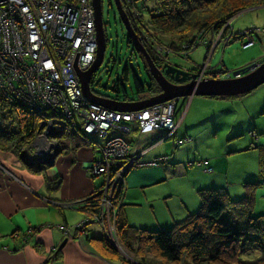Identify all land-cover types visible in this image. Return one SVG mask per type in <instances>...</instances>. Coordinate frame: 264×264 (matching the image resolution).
<instances>
[{
    "label": "rangeland",
    "instance_id": "374dc122",
    "mask_svg": "<svg viewBox=\"0 0 264 264\" xmlns=\"http://www.w3.org/2000/svg\"><path fill=\"white\" fill-rule=\"evenodd\" d=\"M65 1L70 2L75 0ZM120 2L124 8H129L124 5L123 1L120 0ZM137 2V0L132 2L134 11L132 10L131 15H125L129 25V19L137 25V30H133L130 25L131 30L139 44L152 60L155 67L160 71L164 65L170 64L178 67L183 72L188 73L189 76H194V78L189 81L177 83L173 79H170V76L164 75L169 82L174 85L183 86L187 83H200L207 79L228 80L233 78V73L236 71H241L252 65L259 67L264 63V6L252 7L243 10L228 20L222 19L217 22L214 21L209 26L192 31L193 36H187V34H185L186 37L184 34L175 37L167 36L158 41L148 36L147 32L143 31L141 28L144 27V20L147 21L149 17L158 13L156 0H146L145 6L138 5ZM146 11L149 12L146 13ZM144 13L146 14L143 17ZM102 20L107 37V47L105 49L103 62L93 77L94 82L90 91L94 96L104 98L106 100L124 102L123 100L127 99V102H137L138 97H136L135 93L131 90V70L141 81H147V76L144 70L143 61L139 56L140 54H132V48H129L126 44V30L120 21L113 0H102ZM230 29L233 34L250 29H257L260 32L256 34L252 33L255 43L251 47L244 48L242 44L246 42L247 38L233 39ZM228 36L232 38L231 41H225V38ZM171 42H174V44ZM157 49L162 52L166 51V55H159L157 53ZM215 50L216 52L214 54ZM154 59H157L158 61ZM127 63H129L128 67H130L131 70H129V81L125 82L122 78V72L127 66ZM117 81L122 84L124 92L121 90H119L118 93L113 92V85ZM159 94H161V90L152 95L147 94L145 96H141L139 97V101L147 100L148 98L158 96ZM207 98L222 97L204 98L192 96L189 99L187 97L179 98L177 100L172 99L161 104V106L171 105L173 113H176L178 117L182 114L187 102L190 99H194L193 107L189 109L181 129H179V132L177 131V138H175L176 131L175 133H172L171 138L173 139L169 140V135L171 134L170 130H156L162 132V136L160 138L161 140L159 142L161 143L166 141L159 148H157L156 151L159 149L164 150V155L149 162L152 163L155 161H161L168 166V168H173L175 170L170 172V180L145 188L146 195L154 200V206L152 209L150 206L142 204L136 207H127L129 224L141 227L144 226L143 228L170 229L174 223L183 221L186 216H183L184 211L181 209L178 197L175 194L180 192L179 194L186 195L189 187V181H194V183L202 182L203 189H218L221 187L226 190L232 201H238L243 197L244 190L241 185L242 183L259 182L261 180L260 172L264 170V150L258 148L259 146L257 145L256 140L259 137H264V132H260L261 130L264 131V113L261 112L259 114V111L263 109L260 105L264 101V84L251 92L249 95L237 98L233 106L228 109L226 105L213 103L210 101L211 99ZM251 103L252 105L250 107L249 104ZM7 108L8 109L2 112L0 107V121H5L6 124L11 122L14 123L16 121V117L13 114V110L9 107ZM79 110L83 111L84 109L80 108ZM105 110L114 112L113 110L107 108H105ZM100 111L102 112V110ZM37 114L40 117V121L42 119L40 116L41 113ZM177 122L179 125V121ZM13 123L11 124L12 127L15 126V123L14 125ZM131 126H136L139 134H142L137 125L131 124L128 132H119V135L123 136L129 134ZM38 129L39 128L36 130L34 138H36V135L38 134L37 132H40ZM65 130L69 131L71 128H66ZM65 130L62 131V134ZM125 130L126 129H124V131ZM71 131H73V129ZM73 133H75V131H73ZM62 134H58L56 139L51 138L56 143L49 142L50 147L55 146L50 151L51 153L58 150L57 146L60 143L66 144V136L59 139ZM185 134H189L191 139L183 138ZM252 134L255 135V137H253ZM77 136L79 140L84 142L80 133H78ZM167 136L168 139H166ZM129 138L130 137H126V140L131 141L128 140ZM142 138L143 137L139 139V144L142 145V147H145L148 142H144ZM95 139L97 140L96 143L100 142L98 137H95ZM122 139L126 145L129 146L128 142L123 137ZM227 140L229 141L226 142ZM33 141L34 139L32 142ZM171 143L181 145L173 148ZM84 144L85 142L83 145ZM251 146L253 148L250 149L249 147ZM83 147L87 146L85 145ZM28 148L29 146L23 148L20 154L23 157L22 159L25 160V164L28 165L27 168L34 163L36 164V159L31 162L29 159L31 156L34 157L37 155V152H32V149ZM93 151L95 152L94 158L96 162H98L100 159L99 153L96 149H93ZM142 151L146 152L145 149ZM57 155H60L59 150ZM120 157L123 159H119V161L123 162L125 166L130 165L129 160H137L136 158H138L133 156L130 157L129 150ZM138 161L140 163L143 162L139 158ZM167 163L169 164L167 165ZM207 164H209V166ZM162 166L131 169H158L162 168ZM209 167L213 169V172L212 170L211 172H207L208 169H211ZM121 172L122 170L120 169L115 172L117 177H115L116 180L120 178ZM88 174H90V169H88ZM93 178H97L98 181H101L102 176H93ZM123 178L124 177H122L121 182H119L120 188L121 186H124ZM260 185L261 186L258 187L255 192L254 210L252 211V214H250V217L254 218L264 216V184ZM118 191L119 188L117 185L112 195V202L110 203L112 208L114 207L116 210V214L112 215L113 222L115 223V227L112 230L114 243L110 245L118 256L122 257L131 264H138L134 259L133 253L130 252L122 242H120V239H118L116 222L119 218L118 213L122 198L121 193L117 195ZM188 192L190 194V190H188ZM185 195L184 199L186 198ZM138 201L143 203V200ZM83 202V207L88 206L85 204L86 201ZM180 212L182 214L181 216ZM88 217L89 216H85V218ZM248 218V213L243 208L239 207L227 209L219 221L221 223L220 225H223L226 228L245 230V228L242 227L249 224ZM173 221L176 222L172 223ZM89 227L97 228L101 233V236L106 239L103 232L99 228V225L96 223H87L83 228L78 229L80 230V233L83 232V234L81 233L82 235H85V232ZM169 229L163 231H168ZM246 238L248 240V245L241 252V258L246 261H254L261 256L259 246L260 243H262V239L264 240V235L261 238V236L257 235V233H251V236H247ZM149 258L151 260V264H161L157 262L154 263L155 260L153 257ZM110 260L119 261L118 259L112 258H110Z\"/></svg>",
    "mask_w": 264,
    "mask_h": 264
},
{
    "label": "built area",
    "instance_id": "2783aa9c",
    "mask_svg": "<svg viewBox=\"0 0 264 264\" xmlns=\"http://www.w3.org/2000/svg\"><path fill=\"white\" fill-rule=\"evenodd\" d=\"M121 1L129 7L126 9L131 15L134 0ZM137 1L139 5L146 0ZM92 4L93 0H0V97L32 113H41L40 132L29 145L32 152L52 150L50 143L54 140L51 138L56 139L60 129L65 127L76 129L75 133H80L84 142H92L100 159L89 166L90 176L103 178L98 192V211L86 214L89 217L76 226V231L82 236L83 232L81 234L78 228L96 223L113 244L115 223L112 215L116 210L110 203L116 186L120 188L119 182L131 168L164 165L161 161L140 163L136 158L125 166L119 159H123L120 156L128 152L129 146L119 132L126 133L130 125L135 124L142 134L158 129L170 130L171 140L178 122L171 105L160 104L139 112H111L83 96L79 75L89 71L97 52ZM230 32L235 40L247 38L242 44L247 48L255 43L252 33L260 31L250 29L233 34L230 29ZM231 40L229 36L225 38V41ZM157 53L166 55V51L159 49ZM80 108L84 110L80 111ZM95 137L100 142L96 143ZM179 145L173 143L172 147ZM119 169L122 172L116 180L115 172ZM58 229L65 231L62 226Z\"/></svg>",
    "mask_w": 264,
    "mask_h": 264
},
{
    "label": "crops",
    "instance_id": "0c3cea01",
    "mask_svg": "<svg viewBox=\"0 0 264 264\" xmlns=\"http://www.w3.org/2000/svg\"><path fill=\"white\" fill-rule=\"evenodd\" d=\"M215 52L216 50L214 54ZM249 94L207 99L219 105L224 104L228 109L233 106L237 98ZM193 102L194 99H190L178 117L176 113L174 114L175 120L179 121L175 138L189 109L193 107ZM249 105L251 107L252 103ZM260 106L263 109L259 111V114L264 113V101ZM125 136L130 137L128 140L131 141H127ZM161 136L160 131L139 134L137 127L131 126L130 133L122 137L129 144L130 157H138L143 162H149L164 155V150L156 151L166 142H159ZM252 136L255 137L253 134ZM141 137L144 142H148L147 145L150 144L142 147L139 144ZM183 138L191 139L189 134H185ZM256 141L258 148L264 150V137H259ZM157 144L159 145L156 146ZM85 145L88 148L68 147L66 153L57 155L49 165L40 164V166L36 162L35 165L30 164L28 168V165L25 163L23 165L15 155L0 153V264H123L120 261L105 258L95 246L96 244L91 242L92 239L102 237L97 228H87L85 235L82 236H78L76 232V225L86 216L82 202L96 193L103 183L102 178L98 181V177L92 178L88 174L89 166L96 160L92 142ZM60 148L61 146L58 145L59 151H61ZM144 149L146 152L142 151ZM29 160L34 161L32 156ZM40 170L42 173L38 174ZM174 170L164 164L158 169H131L126 173L119 210V217L123 223L146 231L169 229L143 228L144 226L129 224L127 207L142 204L152 209L154 200L146 195L145 188L170 180V172ZM211 170L213 172L212 168ZM260 176L261 180L256 182L259 184L258 187L264 184V170L260 172ZM188 190L186 195L179 194L180 192L175 194L184 211L183 216L186 217L199 211L201 202L198 193L205 189L202 182L189 181ZM223 190L226 192L225 189ZM138 200H143V203ZM174 222L176 221L172 223ZM60 226L64 227V232L58 229Z\"/></svg>",
    "mask_w": 264,
    "mask_h": 264
},
{
    "label": "trees",
    "instance_id": "16d2710c",
    "mask_svg": "<svg viewBox=\"0 0 264 264\" xmlns=\"http://www.w3.org/2000/svg\"><path fill=\"white\" fill-rule=\"evenodd\" d=\"M140 3L139 5L145 6L146 1ZM156 3L158 13L149 17L147 21L144 20V27L141 28L147 32L148 36L158 41L167 36L175 37L183 34L193 36L192 31L209 26L214 21L228 20L243 10L264 6V0H156ZM122 8L125 14L130 16L128 10L123 6ZM148 12L146 11V13ZM146 13L143 14V17ZM129 21L133 30H137V25L130 19ZM105 39L107 47L106 34ZM171 43L174 44V42ZM126 44L132 48V54L139 55L133 49L128 37H126ZM140 58L144 64L147 81H141L128 67L129 63L122 72L123 80L128 82L129 70H131V90L138 97V101L141 96L152 95L160 91L150 76L144 59L141 56ZM95 74L90 80V89ZM119 90L124 92L122 84L117 81L113 85V92L118 93ZM123 101L127 102L128 100L124 99ZM0 107L2 112L8 109L7 107L11 108L16 117L14 127L11 125L13 122L6 124L5 121H0V153L13 154L18 159L20 158L22 163H25L20 154L22 149L29 146L34 139L40 117L2 97H0ZM63 136H66V144H59L61 146L59 153H66L68 147L84 146L79 141L77 134L71 130H65L59 139ZM85 144L88 145V143ZM37 173L42 172L40 170ZM258 185L256 182L245 183L242 186L243 197L238 201H232L223 189L210 188L199 191L201 202L199 211L174 224L168 231H146L130 227L123 223L119 217L116 222L118 239L133 253L138 264H151L149 257H153L154 263L161 264H264L263 239L259 246L261 256L258 259L246 261L241 258V252L248 245L246 237L251 236V233H257L261 238L264 235V216L250 217L254 210L255 192ZM98 191L85 200L88 205L83 207L85 214L98 211L96 208ZM123 191L124 188L121 186L117 195L121 193L122 196ZM239 207L249 215V224L242 227L245 230L230 229L220 225L219 219L227 209ZM118 214L120 215V212ZM91 242L96 244L95 246L105 258L118 259L122 263L131 264L118 256L110 243L103 237L92 239Z\"/></svg>",
    "mask_w": 264,
    "mask_h": 264
},
{
    "label": "water",
    "instance_id": "95a60500",
    "mask_svg": "<svg viewBox=\"0 0 264 264\" xmlns=\"http://www.w3.org/2000/svg\"><path fill=\"white\" fill-rule=\"evenodd\" d=\"M113 2L120 21L126 30V34L130 41V44L133 46L135 52L140 54V56L144 59L149 74L157 84L158 88L161 90V94L143 101L116 102L106 100L104 98H98L91 93L90 80L101 66L106 49V39L102 20V0H93L94 24L97 40L96 58L89 71L79 75L82 94L92 104H97L116 112H137L149 107L160 105L172 99L177 100L179 98L186 97L189 99L192 96L222 98L242 96L253 92L258 87L264 84V63L259 67H256V65H252L241 71H236L233 73V78H230L228 80L207 79L200 83H187L183 86H177L170 83L165 76H170L169 78L173 79L177 83L189 81L190 79L194 78V76H189L188 73L183 72L178 67L170 64L164 65L159 71L134 36L120 0H113ZM237 75H241L240 78H235ZM50 151L41 149L38 150L37 155L33 157V160L36 159V162L39 165L41 164L43 166L51 164L57 157L58 153L57 150L53 151V153H51Z\"/></svg>",
    "mask_w": 264,
    "mask_h": 264
},
{
    "label": "bare ground",
    "instance_id": "6f19581e",
    "mask_svg": "<svg viewBox=\"0 0 264 264\" xmlns=\"http://www.w3.org/2000/svg\"><path fill=\"white\" fill-rule=\"evenodd\" d=\"M122 5V4H121ZM67 127H65V128H63V129H60V132H59V134L61 133L62 134V131L63 130H65ZM68 129V128H67ZM73 131H76V129L75 130H73ZM76 134V133H75ZM78 137V136H77ZM79 139H80V136H79ZM88 142H90V144H91V141H86L85 143H88ZM54 143H55V141H54ZM56 144V143H55ZM54 144V145H55ZM89 144V143H88ZM57 146V145H56ZM53 147H55V146H53ZM53 147H51V148H53ZM29 149V148H28Z\"/></svg>",
    "mask_w": 264,
    "mask_h": 264
}]
</instances>
